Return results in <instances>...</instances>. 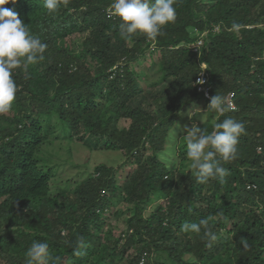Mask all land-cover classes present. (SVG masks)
Returning a JSON list of instances; mask_svg holds the SVG:
<instances>
[{
  "label": "trees",
  "instance_id": "trees-1",
  "mask_svg": "<svg viewBox=\"0 0 264 264\" xmlns=\"http://www.w3.org/2000/svg\"><path fill=\"white\" fill-rule=\"evenodd\" d=\"M111 2L69 0L51 15L43 0L5 5L47 48L44 60L14 70L16 100L0 116V264H24L33 241L60 264H264V0H176L175 21L154 41L122 38ZM204 30L199 55L188 44ZM76 37L78 49L68 41ZM203 62L213 96L234 92L236 109L215 123L232 118L246 130L237 159L222 162L224 183L197 181L184 142L180 168L160 158L179 112L202 100L194 83ZM60 126L90 150L123 151L125 165L100 163L53 193V166L40 153ZM155 194L162 202L147 215ZM203 219L215 240L181 230Z\"/></svg>",
  "mask_w": 264,
  "mask_h": 264
},
{
  "label": "clouds",
  "instance_id": "clouds-1",
  "mask_svg": "<svg viewBox=\"0 0 264 264\" xmlns=\"http://www.w3.org/2000/svg\"><path fill=\"white\" fill-rule=\"evenodd\" d=\"M175 2L176 0H112L106 11L109 18H120L122 38L142 35L147 40L154 41L163 35V29L168 24L175 21ZM9 3L15 4L17 0H0V116L9 113L16 100L18 86L13 79L14 70L23 68L27 71L30 65L44 60L47 48L38 36L30 32L28 25L22 22L17 12L5 7ZM68 3L69 0H43V8L51 15L61 5L67 7ZM227 94L212 95L210 100L201 94L202 99L209 103L207 113H215L218 117L235 110ZM245 132L244 123L232 118L214 123L210 134L195 125L187 129V134L182 139L186 157L190 161L189 168L199 183L205 184L209 180L217 179L221 183L225 182L228 170L222 166V162L228 163L237 159L239 140ZM260 151L258 147L257 152ZM202 228L204 238L216 239L208 219L199 223L185 222L181 226L183 232L195 234H200ZM241 243L245 248L248 247L243 240ZM84 244L83 238H78L74 251L78 254V249L84 247ZM24 264H60V257L49 252L48 243L33 241L27 249Z\"/></svg>",
  "mask_w": 264,
  "mask_h": 264
},
{
  "label": "rangeland",
  "instance_id": "rangeland-1",
  "mask_svg": "<svg viewBox=\"0 0 264 264\" xmlns=\"http://www.w3.org/2000/svg\"><path fill=\"white\" fill-rule=\"evenodd\" d=\"M195 32V31H194ZM196 34V32H195ZM70 38L68 41L72 48L78 49L81 46L80 37ZM157 58L159 52L154 54ZM146 60L151 62L149 53L146 54ZM138 68H144V61L138 63ZM141 85L146 87L144 80ZM209 103L205 100H198L194 104L185 107L184 110L179 112V119L175 127L171 130L170 136L167 142V148L160 153V158L165 162L170 171L181 167L182 156L178 152L180 145L183 142L182 137L187 134V129L193 125L199 127L201 131L209 133L210 126L215 123L217 115L215 113H207ZM156 109V105L154 107ZM122 120L121 126L127 125V121ZM64 127L60 126L55 130V133L49 136L50 140L43 145L40 155L44 157V163H48L53 166L54 175L51 179V190L55 194L63 192L65 189H73L79 182L84 180L93 173L95 167L100 163H107L110 166L125 165L126 155L123 151L112 150H90L83 145L78 138H71L69 134L63 130ZM186 167L189 168L190 161L184 160ZM130 167V165L126 166ZM134 167L130 168L132 170ZM123 167L122 172H127ZM160 197L155 194L152 201L146 208V214L156 207V205L162 202ZM161 201V202H160ZM126 216H121L116 221L117 234L126 227Z\"/></svg>",
  "mask_w": 264,
  "mask_h": 264
},
{
  "label": "built area",
  "instance_id": "built-area-1",
  "mask_svg": "<svg viewBox=\"0 0 264 264\" xmlns=\"http://www.w3.org/2000/svg\"><path fill=\"white\" fill-rule=\"evenodd\" d=\"M219 29H220L219 25H215L213 28V30L216 32L219 31ZM209 30L198 32L197 38L193 42L188 44V46L191 47L194 52L199 53V55L201 54V51H202L204 37L209 32ZM201 67H202L201 71L199 72V74L197 75L195 79L194 86L197 89V91L204 96L205 99L210 100V98L212 97V93H211L212 83H211L210 73L207 69V64L205 62L201 63ZM227 97L231 99L234 109H236V104L234 100V92H229L227 94ZM144 261L145 259L142 258L140 264H144Z\"/></svg>",
  "mask_w": 264,
  "mask_h": 264
}]
</instances>
